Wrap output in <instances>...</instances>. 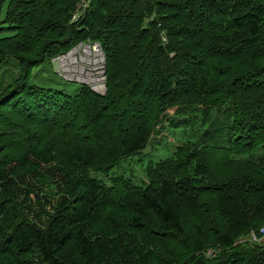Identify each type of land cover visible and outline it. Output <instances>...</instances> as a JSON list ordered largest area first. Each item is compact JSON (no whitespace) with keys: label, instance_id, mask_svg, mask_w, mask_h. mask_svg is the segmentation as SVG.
<instances>
[{"label":"trees","instance_id":"1","mask_svg":"<svg viewBox=\"0 0 264 264\" xmlns=\"http://www.w3.org/2000/svg\"><path fill=\"white\" fill-rule=\"evenodd\" d=\"M78 1L0 0V264H264V0ZM81 42L103 95L29 84ZM170 128L141 185L89 176Z\"/></svg>","mask_w":264,"mask_h":264},{"label":"rangeland","instance_id":"2","mask_svg":"<svg viewBox=\"0 0 264 264\" xmlns=\"http://www.w3.org/2000/svg\"><path fill=\"white\" fill-rule=\"evenodd\" d=\"M3 12L4 9H2L0 13V21L2 19ZM2 27H4V25L0 23V28ZM160 35L164 37L163 34ZM79 44L80 43L76 44L69 51L63 53L65 57L62 61H67L73 52H75L74 57L78 60L82 56V51L84 50V47H87L85 45H87L88 42L82 43L81 46ZM91 47L92 46L87 48L94 55V60L96 63L93 67L94 76H92V78L96 80L95 84H90L88 81V83L84 84L83 82L82 84L72 80L70 77H66L68 75L62 73L61 68L59 67L60 62H54V60L58 59L61 54H58L48 60H44L40 65H38V67L34 69L31 74L29 84L36 87H47L63 90L67 94L75 93L80 88V85H85L89 88L90 86H99L98 80L101 81L103 86V74L101 73L103 64L102 56L101 54H97L96 51ZM84 65H88V63ZM16 74L15 62L10 58L0 65V86L4 85L5 87V84L16 77ZM65 78L69 80L67 81ZM95 92H99L98 94H101L103 91ZM167 114L170 117L172 111L168 110ZM171 130L172 129L170 128L166 131H163L161 134V139L157 138L156 141H149L142 151L126 157L108 172H90L89 176L105 185L109 184V181L112 177L117 176L129 179L134 185H141V183L145 181L143 170L145 166H147L149 163H155L159 160L168 158L171 156L172 149L185 141L184 138L181 142L183 136L179 135L180 131L175 130L174 132H171Z\"/></svg>","mask_w":264,"mask_h":264},{"label":"bare ground","instance_id":"3","mask_svg":"<svg viewBox=\"0 0 264 264\" xmlns=\"http://www.w3.org/2000/svg\"><path fill=\"white\" fill-rule=\"evenodd\" d=\"M74 53L71 54V57L67 61H60L59 67L61 68V72L68 75L72 80L78 83H90L95 84L96 80L92 78L93 74V67L95 66L94 55L91 51L84 47L82 51V56L77 60L74 57ZM98 54V51L96 50ZM88 63V65H84ZM83 79V80H82ZM88 81V82H87ZM99 86H90V89L95 91H103V86L100 80H98ZM99 93V92H96Z\"/></svg>","mask_w":264,"mask_h":264},{"label":"built area","instance_id":"4","mask_svg":"<svg viewBox=\"0 0 264 264\" xmlns=\"http://www.w3.org/2000/svg\"><path fill=\"white\" fill-rule=\"evenodd\" d=\"M91 0H79L78 3L75 5L71 15H70V18H69V23H77L79 22L84 14H85V10L86 8L88 7L89 3H90ZM82 43H80L79 45L81 46ZM87 47H90L92 46L91 48L93 50H97L98 51V54H101V51L98 47V45L96 43H88L87 45H85ZM71 53V52H69ZM68 53V54H69ZM102 56V54H101ZM64 55L61 54L59 56L58 59L54 60V62H60V60H63L64 59ZM102 71L101 73L103 74V84H104V60H103V57H102ZM66 77H69V76H66ZM67 81L69 79L65 78ZM83 84V83H82ZM249 244V245H264V226L260 227L256 232H252V231H249L247 233V235L244 237V238H240L236 241V243H246ZM211 254V251H207L204 255L205 256H209Z\"/></svg>","mask_w":264,"mask_h":264}]
</instances>
